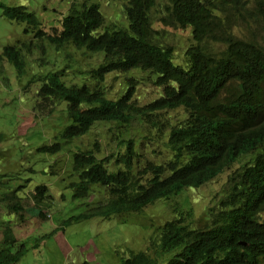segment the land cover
Segmentation results:
<instances>
[{
  "label": "trees",
  "instance_id": "1",
  "mask_svg": "<svg viewBox=\"0 0 264 264\" xmlns=\"http://www.w3.org/2000/svg\"><path fill=\"white\" fill-rule=\"evenodd\" d=\"M163 1L168 2L165 12L152 18L151 11ZM249 1L126 0L128 25L112 27L106 24L98 3L83 0L69 7L55 33L47 34L35 12L0 0L2 14L24 23V31L31 34L28 40L0 51V66L6 60L22 75L23 53L40 49L38 42L43 40L57 49L68 43L103 53L102 62L87 72L94 80L91 84L68 83L63 70L40 78L37 108L63 102L69 123L62 127V141L43 144L38 151L60 153L96 122L130 123L137 115L153 121L180 108L184 113L168 128L170 159L165 163H142L141 144L134 139L120 141L122 150L103 157L96 154L97 141L92 149L75 152L72 179L65 186L73 189V197L86 199L93 186L108 193L95 203L86 202L87 210L63 221L60 229L80 219L140 214L160 200L169 201L187 188L205 185L239 163L229 173L216 206L204 212L205 226L195 225L188 214L175 209V216L157 226L146 247L133 252L123 264H264V47L228 31ZM256 2L264 5V0ZM155 21L174 29L191 27L193 42L183 64L175 62L174 46L158 43ZM132 69L152 73L161 95L139 105L132 78L117 99L106 97V77ZM245 156L250 159L244 160ZM17 190L4 196L9 199L8 209L23 219L21 203L11 204L20 197ZM48 191L42 184L33 193L42 218L50 206ZM2 232L0 264L17 263L28 248L20 242L14 249L18 238L10 225Z\"/></svg>",
  "mask_w": 264,
  "mask_h": 264
},
{
  "label": "rangeland",
  "instance_id": "2",
  "mask_svg": "<svg viewBox=\"0 0 264 264\" xmlns=\"http://www.w3.org/2000/svg\"><path fill=\"white\" fill-rule=\"evenodd\" d=\"M8 5H24L35 12L42 20V29L53 34L60 28V22L75 2L83 0H3ZM96 2L112 27L128 25L125 14L126 0H88ZM168 2L163 1L151 11L152 18L163 15ZM228 26L229 32L264 47V5L256 0L246 3ZM154 27L160 31L158 43L175 47V62L183 64L187 47L192 43V29L171 28L155 21ZM24 23L6 18L0 9V51L7 45H16L31 38L25 31ZM42 46L30 54L23 53L24 72L19 75L12 64L6 60L0 66V241L6 225L14 228L20 242L25 243L27 251L20 261L14 264H123L133 252L146 247L157 226L171 220L182 210L188 220L195 225L205 226L204 212L214 208L224 193L232 168L221 173L216 179L199 188H187L169 201L160 200L150 205L142 213H129L109 218L93 217L80 219L65 225L63 221L87 210L86 202L95 203L107 196L108 191L93 186V192L84 200L73 197V189L65 187L73 175V154L92 149L97 141L98 157H103L120 148V141L134 139L140 147L142 163H165L168 157L167 134L171 124L183 117L180 108L160 114L153 121L137 115L130 123L115 121L96 122L90 131L77 137L60 153L51 154L38 151L43 144L62 141V127L67 122L65 103L55 107L47 104L37 108V91L42 83L40 78L52 71H64L71 84H91L94 80L87 75L103 59V53H92L77 49L65 43L57 49L48 41L38 42ZM33 48V47H32ZM136 80L135 98L139 105H145L161 95L162 89L154 85L152 73L140 69L109 74L103 83L105 95L117 99L130 87L129 79ZM65 143V141H63ZM250 158L244 157V160ZM243 160V161H244ZM46 184L51 194L50 206L45 208L47 217L39 215L40 208L33 193L38 185ZM18 189L19 198L12 200L23 206V219L19 213L8 209L9 199L4 195L11 189ZM18 197V196H17ZM209 224V221L207 225ZM59 230L45 238L54 229ZM40 238V239H39Z\"/></svg>",
  "mask_w": 264,
  "mask_h": 264
},
{
  "label": "bare ground",
  "instance_id": "3",
  "mask_svg": "<svg viewBox=\"0 0 264 264\" xmlns=\"http://www.w3.org/2000/svg\"><path fill=\"white\" fill-rule=\"evenodd\" d=\"M193 42V41H192ZM212 43H214V42H212Z\"/></svg>",
  "mask_w": 264,
  "mask_h": 264
}]
</instances>
